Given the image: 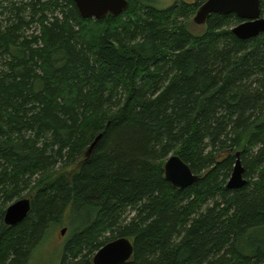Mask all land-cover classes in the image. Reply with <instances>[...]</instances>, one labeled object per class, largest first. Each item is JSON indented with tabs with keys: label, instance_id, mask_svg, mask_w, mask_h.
Wrapping results in <instances>:
<instances>
[{
	"label": "trees",
	"instance_id": "1",
	"mask_svg": "<svg viewBox=\"0 0 264 264\" xmlns=\"http://www.w3.org/2000/svg\"><path fill=\"white\" fill-rule=\"evenodd\" d=\"M126 1L94 20L72 0H0V264L62 225L60 264L119 238L124 264H264V34L236 38L235 15L191 33L206 0ZM236 154L246 184L229 190ZM172 155L196 183L165 180Z\"/></svg>",
	"mask_w": 264,
	"mask_h": 264
},
{
	"label": "water",
	"instance_id": "2",
	"mask_svg": "<svg viewBox=\"0 0 264 264\" xmlns=\"http://www.w3.org/2000/svg\"><path fill=\"white\" fill-rule=\"evenodd\" d=\"M82 19L100 20L107 15L120 16L127 8L126 0H72ZM211 15H235L243 22L232 28V34L240 40H249L264 34V18L261 16L260 0H206L194 18L196 25L204 26ZM100 136L90 146L88 153L95 147ZM244 170L238 154L227 182L229 190L240 189L246 184ZM164 177L174 188L182 190L199 180L198 175L192 174L177 156H170L164 164ZM31 209L29 199L22 198L9 205L4 214V224L15 226L21 223ZM66 229L61 230L64 235ZM133 255V245L126 238H119L107 243L94 256L93 264H124Z\"/></svg>",
	"mask_w": 264,
	"mask_h": 264
},
{
	"label": "rangeland",
	"instance_id": "3",
	"mask_svg": "<svg viewBox=\"0 0 264 264\" xmlns=\"http://www.w3.org/2000/svg\"><path fill=\"white\" fill-rule=\"evenodd\" d=\"M182 1L193 2V0H159L160 7H167L173 5L174 3H179ZM196 14V13H195ZM193 17L188 24V29L193 34H201L204 31V26L196 25L193 22ZM264 18V17H263ZM28 192H25L22 196L29 197ZM66 227V232L61 235V229ZM69 230L67 226H60L53 228L42 242L32 251V254L27 262V264H60L63 245L68 237Z\"/></svg>",
	"mask_w": 264,
	"mask_h": 264
},
{
	"label": "bare ground",
	"instance_id": "4",
	"mask_svg": "<svg viewBox=\"0 0 264 264\" xmlns=\"http://www.w3.org/2000/svg\"><path fill=\"white\" fill-rule=\"evenodd\" d=\"M96 255V254H95Z\"/></svg>",
	"mask_w": 264,
	"mask_h": 264
}]
</instances>
